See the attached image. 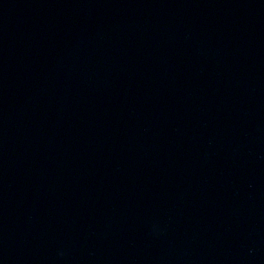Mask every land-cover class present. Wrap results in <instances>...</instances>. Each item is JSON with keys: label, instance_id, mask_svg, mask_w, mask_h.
<instances>
[{"label": "water", "instance_id": "obj_1", "mask_svg": "<svg viewBox=\"0 0 264 264\" xmlns=\"http://www.w3.org/2000/svg\"><path fill=\"white\" fill-rule=\"evenodd\" d=\"M0 264H264V0H0Z\"/></svg>", "mask_w": 264, "mask_h": 264}]
</instances>
